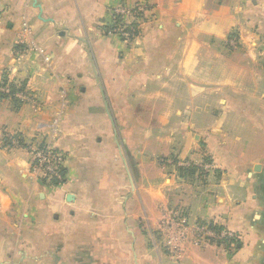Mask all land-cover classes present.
<instances>
[{
    "label": "crops",
    "instance_id": "0c3cea01",
    "mask_svg": "<svg viewBox=\"0 0 264 264\" xmlns=\"http://www.w3.org/2000/svg\"><path fill=\"white\" fill-rule=\"evenodd\" d=\"M140 1L0 0V264H264V0Z\"/></svg>",
    "mask_w": 264,
    "mask_h": 264
},
{
    "label": "built area",
    "instance_id": "2783aa9c",
    "mask_svg": "<svg viewBox=\"0 0 264 264\" xmlns=\"http://www.w3.org/2000/svg\"><path fill=\"white\" fill-rule=\"evenodd\" d=\"M145 1H140L137 5L136 9L130 10L126 7L117 8L113 12L114 21L112 26L111 33L118 34L125 41L133 40L136 38L137 30L132 26V23L128 22V19L136 17L137 13H143L146 11ZM1 91L3 93L10 94V90L6 87H2ZM15 98L24 100L25 97L23 94H15L13 95ZM17 143L19 141L17 140ZM31 151L34 155V159L38 162L36 166V170L41 172L45 171L48 178H56L61 180V169L60 165L63 163V156L58 154L52 146L44 145L42 147L32 146ZM199 235L208 240H212L214 242L224 243L228 246L234 247L236 241L235 233L228 230H214L212 227L206 225H201L198 229Z\"/></svg>",
    "mask_w": 264,
    "mask_h": 264
},
{
    "label": "rangeland",
    "instance_id": "374dc122",
    "mask_svg": "<svg viewBox=\"0 0 264 264\" xmlns=\"http://www.w3.org/2000/svg\"><path fill=\"white\" fill-rule=\"evenodd\" d=\"M11 103H13V102H11ZM242 137H243V139H244L245 137H250V138H252V139H259V134H258V135H254L253 132H251V131H247V132H243V133H242ZM220 245H222V246L224 247V243H222V244H220ZM216 247H220V248H222L221 246H218V245H216ZM234 247H235V246H234ZM232 249H234V248H232Z\"/></svg>",
    "mask_w": 264,
    "mask_h": 264
},
{
    "label": "trees",
    "instance_id": "16d2710c",
    "mask_svg": "<svg viewBox=\"0 0 264 264\" xmlns=\"http://www.w3.org/2000/svg\"><path fill=\"white\" fill-rule=\"evenodd\" d=\"M112 24H110L109 26H107L106 27V31L107 32H111L112 31V26H111ZM7 83V79H4L3 81H2V84L4 85V84H6ZM11 90H12V92L14 93L15 92V88L14 87H11ZM5 95H2V94H0V98H3ZM6 97V96H5ZM14 101H16V100H14Z\"/></svg>",
    "mask_w": 264,
    "mask_h": 264
}]
</instances>
